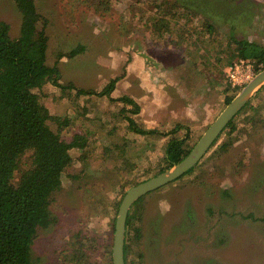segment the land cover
Instances as JSON below:
<instances>
[{"label": "rangeland", "instance_id": "rangeland-1", "mask_svg": "<svg viewBox=\"0 0 264 264\" xmlns=\"http://www.w3.org/2000/svg\"><path fill=\"white\" fill-rule=\"evenodd\" d=\"M34 1L46 21L47 64L58 65L59 82L75 86L48 82L41 89L42 102L60 118L48 123L66 142L82 136L84 148L70 150L73 161L52 197V223L34 240L33 264H68L77 248L87 264H113L120 203L165 169L171 137L137 134L124 115L162 132L186 124L187 144L195 146L226 98L246 87L234 88L227 72L240 59L238 40L264 46V0ZM0 20L19 35L16 0H0ZM77 46L84 48L68 57ZM119 76L111 96L134 98L139 114L129 106L124 113V103L107 96L77 93L100 92ZM235 124L191 173L133 206L141 229L140 236L130 233L134 264H264V87ZM230 135L233 145L221 149Z\"/></svg>", "mask_w": 264, "mask_h": 264}, {"label": "trees", "instance_id": "trees-1", "mask_svg": "<svg viewBox=\"0 0 264 264\" xmlns=\"http://www.w3.org/2000/svg\"><path fill=\"white\" fill-rule=\"evenodd\" d=\"M16 3L22 14L19 35L13 38L10 24L0 20V264H33L34 240L39 227H47L52 223V197L61 188L63 173L73 161L70 150L73 147L84 148V143L82 136L66 142L48 123L49 120L60 118L52 115L42 102L41 89L48 82L63 89L75 86L71 82H59L60 68L57 64H47L49 39L46 21L43 20L35 1L16 0ZM185 4L195 5L188 0ZM207 28L212 30L211 26ZM237 43L240 58L254 61L257 72L264 69V46L246 39L238 40ZM83 48L77 46L67 54L68 57H74ZM120 79L121 76L111 79L100 92L77 88V93L107 96L111 100L123 102L124 113L129 106L132 113L139 114L142 107L134 98L111 96ZM262 87L264 84L259 89ZM236 96L227 97V102ZM249 103L250 99L226 125L210 148L218 143L227 130L229 133L235 131V118ZM124 116L129 129L137 134L171 136L165 151L166 167L156 175L181 162L194 147L187 144L191 129L186 124L177 123L169 131L162 132L156 128L140 126L130 115ZM181 130H185V133L179 137ZM233 142L230 135L221 144V149H229ZM27 153H30V158L24 165L23 158ZM196 165L184 175L191 173ZM18 172L21 174L16 180ZM145 196L135 201L128 213L124 249L126 264H134L130 259V233L133 230L137 236L141 234V229L135 225L132 208ZM261 220L264 222V216ZM68 261V264H87L78 248Z\"/></svg>", "mask_w": 264, "mask_h": 264}, {"label": "water", "instance_id": "water-1", "mask_svg": "<svg viewBox=\"0 0 264 264\" xmlns=\"http://www.w3.org/2000/svg\"><path fill=\"white\" fill-rule=\"evenodd\" d=\"M264 84V69H262L244 89L234 97L214 122L208 127L189 154L179 163L162 173L142 181L125 194L118 210L115 222L114 240L112 249L113 264H126L125 261V233L126 221L133 203L142 196L157 190L184 175L195 166L208 151L215 139L226 125L242 109L254 93Z\"/></svg>", "mask_w": 264, "mask_h": 264}, {"label": "built area", "instance_id": "built-area-1", "mask_svg": "<svg viewBox=\"0 0 264 264\" xmlns=\"http://www.w3.org/2000/svg\"><path fill=\"white\" fill-rule=\"evenodd\" d=\"M256 72L255 62L240 58L229 67L227 77L230 84L237 88L247 85L256 76Z\"/></svg>", "mask_w": 264, "mask_h": 264}, {"label": "clouds", "instance_id": "clouds-1", "mask_svg": "<svg viewBox=\"0 0 264 264\" xmlns=\"http://www.w3.org/2000/svg\"><path fill=\"white\" fill-rule=\"evenodd\" d=\"M260 71H261V70H260ZM260 71H258V73H259ZM258 73H257V74H258ZM257 74H256V75H257ZM254 78H255V77H254ZM254 78H253V79H254ZM253 79H252V80H253ZM257 90H258V89H257Z\"/></svg>", "mask_w": 264, "mask_h": 264}]
</instances>
